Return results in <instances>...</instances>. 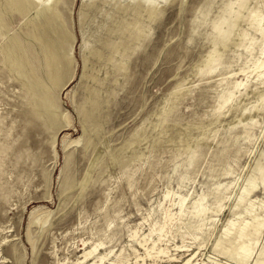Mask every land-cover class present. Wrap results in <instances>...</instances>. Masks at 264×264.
<instances>
[{"label": "rangeland", "instance_id": "1", "mask_svg": "<svg viewBox=\"0 0 264 264\" xmlns=\"http://www.w3.org/2000/svg\"><path fill=\"white\" fill-rule=\"evenodd\" d=\"M263 63L264 0H0V264H264Z\"/></svg>", "mask_w": 264, "mask_h": 264}, {"label": "bare ground", "instance_id": "2", "mask_svg": "<svg viewBox=\"0 0 264 264\" xmlns=\"http://www.w3.org/2000/svg\"><path fill=\"white\" fill-rule=\"evenodd\" d=\"M49 1H53V0H49ZM263 68H264V63H263ZM262 70V69H261ZM263 71V70H262ZM264 76V72H262V73H260L259 74V77H263ZM24 79V78H23ZM24 81H26V80H24ZM23 81V82H24ZM25 83V82H24ZM28 88V87H27ZM31 90H29V92H30ZM36 95L37 94H35V93H33L32 91H31V98L32 97H36ZM37 98V97H36ZM4 122V121H3ZM1 123H2V121H1ZM0 132H1V130H0ZM242 191H243V189H242ZM241 191V194L239 195L240 197H241V195H242V192ZM185 199H183V201H184ZM183 201H182V203H181V205H183ZM183 207V206H182ZM195 208L197 209L196 211H197V213H202V212H205L206 211V208L205 207H203V205L202 204H200V205H198V204H196L195 205ZM233 225L235 224L234 222L232 223ZM226 230H229V228H226ZM96 250V248H94V249H89V250H85L84 251V254H83V256H84V258L85 259H88L93 253H94V251ZM189 261H191V260H189ZM185 263H187V262H185ZM189 263V262H188ZM113 264V263H112Z\"/></svg>", "mask_w": 264, "mask_h": 264}]
</instances>
